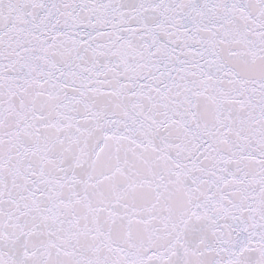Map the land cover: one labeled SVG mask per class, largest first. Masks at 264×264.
Wrapping results in <instances>:
<instances>
[{"label": "snow or ice", "instance_id": "snow-or-ice-1", "mask_svg": "<svg viewBox=\"0 0 264 264\" xmlns=\"http://www.w3.org/2000/svg\"><path fill=\"white\" fill-rule=\"evenodd\" d=\"M0 264H264V0H0Z\"/></svg>", "mask_w": 264, "mask_h": 264}]
</instances>
